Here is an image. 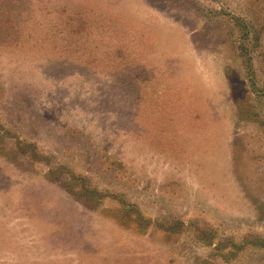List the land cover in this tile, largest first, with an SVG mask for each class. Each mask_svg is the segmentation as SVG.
I'll list each match as a JSON object with an SVG mask.
<instances>
[{
  "label": "rangeland",
  "instance_id": "374dc122",
  "mask_svg": "<svg viewBox=\"0 0 264 264\" xmlns=\"http://www.w3.org/2000/svg\"><path fill=\"white\" fill-rule=\"evenodd\" d=\"M0 264H264V0H0Z\"/></svg>",
  "mask_w": 264,
  "mask_h": 264
}]
</instances>
